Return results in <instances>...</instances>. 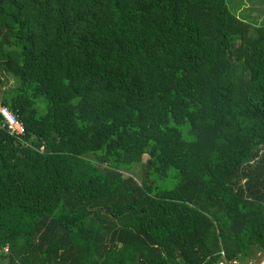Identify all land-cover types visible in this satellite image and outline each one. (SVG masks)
Here are the masks:
<instances>
[{
	"label": "trees",
	"instance_id": "trees-1",
	"mask_svg": "<svg viewBox=\"0 0 264 264\" xmlns=\"http://www.w3.org/2000/svg\"><path fill=\"white\" fill-rule=\"evenodd\" d=\"M254 8L0 0V107L26 125L0 127V264L264 255V9L256 21ZM137 163L141 182L124 174Z\"/></svg>",
	"mask_w": 264,
	"mask_h": 264
},
{
	"label": "rangeland",
	"instance_id": "rangeland-1",
	"mask_svg": "<svg viewBox=\"0 0 264 264\" xmlns=\"http://www.w3.org/2000/svg\"><path fill=\"white\" fill-rule=\"evenodd\" d=\"M250 2V0H247ZM253 5H254V9H252L251 15H250V20L253 19H257V9H264V0H253ZM253 17V18H251ZM254 20V21H255ZM258 20V19H257ZM256 20V21H257ZM1 76L3 77V75L1 74ZM6 77V76H5ZM4 78V83H3V87H6L7 89H9L10 85L8 84V82L6 81V79ZM44 100H40L39 102H43ZM43 107V106H42ZM45 111V106L41 109V112ZM149 158L148 154H144L143 158H142V163L144 164V162L147 161V159ZM142 163H137L136 166L134 167V169L132 170H128L125 171L124 170V174L125 175H133L137 180H139L140 182L143 179V164ZM260 257V258H259ZM227 259L223 260V264H264V255H262L261 252L258 253V257H254V258H248L246 261H234V263H231V261L226 262ZM1 264H9V257L5 258L4 260H2Z\"/></svg>",
	"mask_w": 264,
	"mask_h": 264
},
{
	"label": "built area",
	"instance_id": "built-area-1",
	"mask_svg": "<svg viewBox=\"0 0 264 264\" xmlns=\"http://www.w3.org/2000/svg\"><path fill=\"white\" fill-rule=\"evenodd\" d=\"M0 112L4 118L0 123V127L2 129H6L12 135L24 134L26 132V125L24 121L19 119L7 105H1ZM2 250L8 251L9 248L6 245L4 247H0V253Z\"/></svg>",
	"mask_w": 264,
	"mask_h": 264
},
{
	"label": "clouds",
	"instance_id": "clouds-1",
	"mask_svg": "<svg viewBox=\"0 0 264 264\" xmlns=\"http://www.w3.org/2000/svg\"><path fill=\"white\" fill-rule=\"evenodd\" d=\"M44 147H45V146H44V145H42V146H41V150H44ZM7 246H8V245H7ZM8 248H9V246H8ZM236 262H237V261H236ZM223 263H224V262H223V261H221L220 263H217V264H223ZM231 263H232V262H231Z\"/></svg>",
	"mask_w": 264,
	"mask_h": 264
}]
</instances>
